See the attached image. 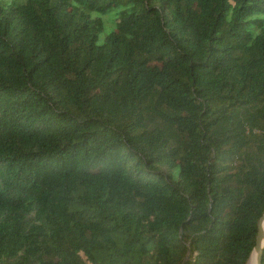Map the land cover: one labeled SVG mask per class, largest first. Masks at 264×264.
<instances>
[{"label":"trees","instance_id":"obj_1","mask_svg":"<svg viewBox=\"0 0 264 264\" xmlns=\"http://www.w3.org/2000/svg\"><path fill=\"white\" fill-rule=\"evenodd\" d=\"M263 214L264 0H0V264H247Z\"/></svg>","mask_w":264,"mask_h":264},{"label":"water","instance_id":"obj_2","mask_svg":"<svg viewBox=\"0 0 264 264\" xmlns=\"http://www.w3.org/2000/svg\"><path fill=\"white\" fill-rule=\"evenodd\" d=\"M263 252H264V214L259 219L256 243L247 261V264H262Z\"/></svg>","mask_w":264,"mask_h":264},{"label":"rangeland","instance_id":"obj_3","mask_svg":"<svg viewBox=\"0 0 264 264\" xmlns=\"http://www.w3.org/2000/svg\"><path fill=\"white\" fill-rule=\"evenodd\" d=\"M107 28H108V29H111V28H112L111 24H108ZM105 33H106V32H105ZM102 39H103V38H102ZM164 171H165L166 173L169 172L167 168H164Z\"/></svg>","mask_w":264,"mask_h":264}]
</instances>
